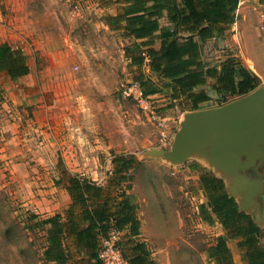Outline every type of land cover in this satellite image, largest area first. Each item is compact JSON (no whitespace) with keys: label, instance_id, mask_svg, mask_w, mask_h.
<instances>
[{"label":"rangeland","instance_id":"374dc122","mask_svg":"<svg viewBox=\"0 0 264 264\" xmlns=\"http://www.w3.org/2000/svg\"><path fill=\"white\" fill-rule=\"evenodd\" d=\"M75 1L19 0L17 16H8L11 24L17 20L16 25L21 21L28 25L24 30L16 27L19 37L11 46L26 55L30 72L25 80H0V264H54L44 257V231L27 228L30 211L54 209L73 174L115 182L118 175L112 159L116 155L135 159L127 174L138 176L145 195L140 198L146 205L143 216L156 220L149 227L159 233L179 228L185 235L179 243L153 237L154 249L166 254L168 264H217L208 253L225 230L216 218L208 222L200 216L206 198L199 186L200 171L193 166L221 177L228 190L231 181L204 154L192 153L183 162H173L154 152L170 150L183 109L190 104L181 100L165 107L168 101L163 97L152 99L151 108L145 109L123 97L121 85L138 72L125 57L122 30L105 22L110 7L99 5L98 0H78L81 13L73 15L70 7ZM246 3L250 0H240L239 6ZM251 4L264 16V0ZM260 22L261 18L248 34L246 60L264 85V24ZM42 39L56 59L48 52L42 54L37 45ZM225 48L216 40L206 41L205 55L215 62ZM236 98L221 100L211 92L198 108ZM54 101V106H48ZM263 169L264 163L258 166ZM256 173L254 167L250 174ZM235 198L241 206V195ZM255 201L257 217L264 218V181L263 193ZM180 218L182 224L177 225ZM262 235L264 246V231ZM236 244L237 239L227 240L235 254Z\"/></svg>","mask_w":264,"mask_h":264},{"label":"trees","instance_id":"16d2710c","mask_svg":"<svg viewBox=\"0 0 264 264\" xmlns=\"http://www.w3.org/2000/svg\"><path fill=\"white\" fill-rule=\"evenodd\" d=\"M98 1L103 6L119 3L117 13L105 15L104 20L109 27L122 30L123 36L128 39L123 50L130 64L141 66L148 59L154 76L141 71L133 79L140 83L145 95L164 92L168 101L165 107L173 106L175 101L185 100L190 108L197 109L210 98L206 90L195 89L202 84H209L221 100L243 96L260 86V77L231 50L226 49L223 58L215 63L205 55L207 40L220 39L231 33L240 0ZM162 18L166 19L164 24L161 23ZM156 40L159 41L158 47L153 45ZM0 71H6L12 79L27 74L29 65L26 55L7 42L1 43ZM134 162L132 156H114L112 164L118 181L124 178L123 172L131 168ZM88 183L86 178L71 175L67 190L77 200L82 188L89 190ZM199 183L206 198V202L201 204L203 219L211 221L213 213L223 227L231 231L228 236H242L238 245L247 247L245 259L248 263L264 264V250L257 244L260 227L250 214L239 208L235 198L226 190L223 180L213 174H202ZM123 204H127L124 199L118 205L124 207ZM121 210L117 209L111 217L118 228L129 218H120ZM96 219L104 236L110 216L97 213ZM239 221H246L247 225H241ZM44 222H50L53 226L48 236V247L43 252L44 257L57 264H65L66 258L59 246L57 234L60 227L54 226L53 216ZM90 224L95 225L92 221ZM226 237L218 236L208 253L217 264H234ZM96 260L99 264L97 255ZM129 264L142 263L132 260Z\"/></svg>","mask_w":264,"mask_h":264},{"label":"crops","instance_id":"0c3cea01","mask_svg":"<svg viewBox=\"0 0 264 264\" xmlns=\"http://www.w3.org/2000/svg\"><path fill=\"white\" fill-rule=\"evenodd\" d=\"M252 1L254 0H250V4L246 3L245 5H242V6H239L238 4V7L236 9L237 19L231 25L230 34L220 39H216V38L209 39V40L218 41V45L219 44L225 45L226 48L223 49L224 51L226 49L231 50L233 53H235L236 51L240 57L241 62L247 67L252 66V64L247 63V60H246V57H247L246 45H247L248 34L257 25V22L259 23L260 18H261L260 25L264 24V18H263L264 16H262L261 13H258V11H255L254 5L251 4ZM18 2L19 0H0V9L2 8L3 5H5L4 9H6L4 15H2L0 11V44L7 42L11 45L12 41L18 39L19 34L16 32L17 26L21 27L20 30H24L26 28L28 29V25H25L23 21H21L20 23L18 21L19 24L16 25L17 20H15L14 24H11L10 23L11 19L8 18V16H12V14L13 16L14 15L17 16V12H19L18 11L19 9L17 8L16 4ZM118 6H119V3L117 2H113V3H110L109 5H106V7H110L111 9L110 15H114L117 13ZM7 19L9 21H7ZM14 19H17V18L14 17ZM165 22H166V19L162 18L161 23L164 24ZM124 39L126 43H128V39L125 37ZM257 41L259 42V40ZM37 45H38V48L42 51V54L47 55L46 52L49 53L48 46L46 44L45 39H42L41 41H39ZM153 45L155 47H158L159 41L156 40ZM49 55L50 57L52 55L53 59H56L55 54L49 53ZM216 57L217 59L215 62L223 58V53ZM61 59L62 58H60V60ZM248 60H249V57H248ZM131 65L135 66V68L137 69L136 72L138 73L142 71L146 75H150L152 77L154 76L149 68L147 58L145 59L144 63L141 66L137 64H131ZM29 69H30V66H29ZM138 73H136L135 75H137ZM27 77H29L28 73L20 76V78H22L23 80H25ZM9 78L11 77L8 75L6 71H0V80L2 79L7 80ZM4 82L3 84L5 85ZM205 86L208 87L209 90L204 88ZM195 89L196 90L204 89L207 91L209 96H211V92L216 94L215 90H213L209 86V84L198 85L195 87ZM149 97H150L151 103L152 101H154L152 99H155V101L161 100L163 99V97L165 99L164 92H161V91L149 94ZM229 99H232V98H229ZM54 105H55V101L54 103L48 106H54ZM183 110L185 114L188 111L196 110V109H192L188 107ZM193 168L197 169V171H200V176L202 174H208V173L202 172L201 169L197 166V164H194ZM129 170L130 169H128V171ZM123 174L125 175L124 178L121 179L120 181H117L118 179H116L115 182L114 181L113 182L112 181L98 182V181H92L86 178L90 182L88 183L89 190H85L82 188L80 195L77 196V200L74 199L68 192L67 186L69 184L68 183L65 184L63 186L62 201L55 202L53 206L54 209L52 210L50 209V210L44 211L45 208L41 207L42 209L38 208V210H35V212L30 211L29 217H28L29 219L27 218L26 220L27 228L29 227L30 229L37 228V229H42L44 231L45 233L44 250H45L48 247V244H49L48 236L50 232H52L51 229L53 226L50 222H44V221L48 219L49 217L53 216V220L55 222L54 226L60 227V231L57 234H58V239H59V246L61 250L63 251L65 258H66L65 264H98L96 260V249L103 236V231L98 225L96 214L102 213L103 215L110 216V222H111L113 221V219L111 218L113 215L112 213H114L117 209H122L120 218L124 220L126 216H129L128 220H126L124 224L119 227L122 230V241H121L122 249H123L125 256L128 258L129 262L132 260L133 262H136L137 260L141 262L142 264H168V261L170 262V260L169 259L167 260L166 254L158 253L154 249L153 244L155 245L157 241L155 239L153 240L152 238L156 237L157 240L160 237L170 238V239L173 238V242L179 243V241H182L185 238L184 233L182 232L181 229L179 230L177 226V225L182 224V220L181 218L178 219L177 221L178 224L176 225L178 230L173 231L174 233L169 232L168 230L166 231L165 229L162 230V232H160L161 234L157 232L156 229L154 232L149 227V222L153 223L156 220L152 217H149L148 219H146L143 216L146 205H143L140 202V198L141 199L144 198L145 195L143 193L144 191L140 188V183H137L138 176L134 175L133 177L132 174H135L133 172H128L127 174V170L124 171ZM73 175L80 176L79 174H73ZM209 175H212V174H209ZM82 178H85V177H82ZM131 178H133L134 181L133 180L131 181ZM111 179L113 178L111 177ZM261 179H262V184H263L264 179L262 177ZM131 182L132 184L130 185ZM199 186H200V183H199ZM225 188L230 193V195H232L231 190L230 189L228 190L226 186ZM203 196H204V192H203ZM233 197L235 198V196ZM123 199L124 201L127 202V204L125 205L123 204L124 207H122V205H118L119 202ZM237 204L239 205L238 202ZM239 208L243 210L244 212L250 214L253 221H255L257 225L260 227V230L258 231V234H257V237H258L257 244L260 248L264 250V246L262 245V242H261V236H263L262 233L264 231V218L259 219L257 217L256 215L257 209H258L257 204L248 203L246 209H242L240 205H239ZM251 211L253 213H251ZM200 216H201V209H200ZM32 217L36 219L35 220L36 222L32 221L33 219ZM212 218L213 219L216 218V220H218V218L213 213H212ZM90 220L95 225L90 224L91 223ZM242 222H244V224H242ZM36 223L38 224L35 226ZM239 223L241 225H247L246 221H239ZM224 230H225L224 233L219 234L218 236L220 235L227 236L226 237L227 240L231 238L237 239L236 248H237L238 253L235 254L234 252L231 251V249H229L233 263L234 264H249L247 259H245V254H247V247L238 245V242L242 240V236L230 237L228 235L231 234V231L226 228H224ZM80 234L81 236L79 237ZM48 261L54 264H57L54 260H48Z\"/></svg>","mask_w":264,"mask_h":264},{"label":"water","instance_id":"95a60500","mask_svg":"<svg viewBox=\"0 0 264 264\" xmlns=\"http://www.w3.org/2000/svg\"><path fill=\"white\" fill-rule=\"evenodd\" d=\"M154 152L173 162H183L192 153L207 160L231 181V194H240L242 209L263 193L258 166L264 163V85L215 107L184 114L168 151ZM254 166L256 175L247 173Z\"/></svg>","mask_w":264,"mask_h":264},{"label":"built area","instance_id":"2783aa9c","mask_svg":"<svg viewBox=\"0 0 264 264\" xmlns=\"http://www.w3.org/2000/svg\"><path fill=\"white\" fill-rule=\"evenodd\" d=\"M70 12L73 15L81 13L79 1L71 3ZM121 95L137 102L142 108H151L149 95H145L137 80L131 79L121 85ZM122 230L111 221L104 236L96 249L99 264H129L122 245Z\"/></svg>","mask_w":264,"mask_h":264},{"label":"flooded vegetation","instance_id":"af4514ba","mask_svg":"<svg viewBox=\"0 0 264 264\" xmlns=\"http://www.w3.org/2000/svg\"><path fill=\"white\" fill-rule=\"evenodd\" d=\"M247 173H251L254 171V166L247 167L245 170ZM264 173V169L261 170ZM264 179V174L261 176Z\"/></svg>","mask_w":264,"mask_h":264}]
</instances>
